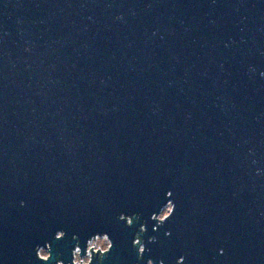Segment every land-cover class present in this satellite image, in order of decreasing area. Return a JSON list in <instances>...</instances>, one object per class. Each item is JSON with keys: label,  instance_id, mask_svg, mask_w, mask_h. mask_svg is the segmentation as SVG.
I'll use <instances>...</instances> for the list:
<instances>
[{"label": "water", "instance_id": "95a60500", "mask_svg": "<svg viewBox=\"0 0 264 264\" xmlns=\"http://www.w3.org/2000/svg\"><path fill=\"white\" fill-rule=\"evenodd\" d=\"M96 236L264 264V0H0V264Z\"/></svg>", "mask_w": 264, "mask_h": 264}, {"label": "built area", "instance_id": "2783aa9c", "mask_svg": "<svg viewBox=\"0 0 264 264\" xmlns=\"http://www.w3.org/2000/svg\"><path fill=\"white\" fill-rule=\"evenodd\" d=\"M100 239L106 241V243L103 246L98 245V242ZM110 247H111V243H110V240L108 239L107 236H96L92 240L89 241L85 256L81 257V255H80L81 251L79 248H77L75 250V252H74V257H75L74 258V264H89L92 260V251H91L92 248H93L94 254L97 253L98 250H100L99 253L103 254L106 251H109ZM42 251H45V250L40 251L41 256H42ZM45 258H47V257H45ZM59 264H61V263H59Z\"/></svg>", "mask_w": 264, "mask_h": 264}, {"label": "rangeland", "instance_id": "374dc122", "mask_svg": "<svg viewBox=\"0 0 264 264\" xmlns=\"http://www.w3.org/2000/svg\"><path fill=\"white\" fill-rule=\"evenodd\" d=\"M170 211H171V205H168L166 208H164V210L160 214L159 219L160 220L164 219L166 216L169 215ZM105 243H106L105 240L100 239L98 245L103 246ZM42 255L43 256L47 255V251H42Z\"/></svg>", "mask_w": 264, "mask_h": 264}, {"label": "bare ground", "instance_id": "6f19581e", "mask_svg": "<svg viewBox=\"0 0 264 264\" xmlns=\"http://www.w3.org/2000/svg\"><path fill=\"white\" fill-rule=\"evenodd\" d=\"M42 256H43V255H42ZM42 256L40 255L41 258L47 259L49 255L47 254V255H45V256H43V257H42ZM45 257H47V258H45Z\"/></svg>", "mask_w": 264, "mask_h": 264}]
</instances>
